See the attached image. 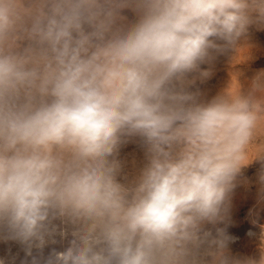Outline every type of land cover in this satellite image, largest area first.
Returning <instances> with one entry per match:
<instances>
[{"label": "clouds", "instance_id": "1", "mask_svg": "<svg viewBox=\"0 0 264 264\" xmlns=\"http://www.w3.org/2000/svg\"><path fill=\"white\" fill-rule=\"evenodd\" d=\"M253 28L264 0H0V241L20 264H264V225L243 259L217 227L254 163L264 206V70L237 67Z\"/></svg>", "mask_w": 264, "mask_h": 264}, {"label": "rangeland", "instance_id": "2", "mask_svg": "<svg viewBox=\"0 0 264 264\" xmlns=\"http://www.w3.org/2000/svg\"><path fill=\"white\" fill-rule=\"evenodd\" d=\"M250 43L256 46L254 48L256 58L248 66H237L243 68L246 77H251L255 72L264 70V30L251 29ZM229 79V66L226 58L220 57L214 64L211 78L203 83L197 82L194 90L199 88L202 98L210 100L227 86ZM120 159L125 161V171L131 173L133 171V159L136 161V167L141 165L143 150L137 142H130L121 148ZM260 167L259 163H254L244 170L242 182L234 190L232 196L229 220L227 223L217 225V227L225 228L226 233L233 238L229 242L228 249L230 255L235 258L243 259L258 255L260 226L264 225V206H257ZM244 180L247 183H244ZM253 209L259 212L257 224L255 225L252 223L254 217L250 215V211ZM250 232L256 233V236H250ZM55 247L59 248L60 246ZM49 250L50 248H46L45 253L47 254ZM0 258L6 260L15 258V264H20L25 259V254L17 243L0 241Z\"/></svg>", "mask_w": 264, "mask_h": 264}]
</instances>
